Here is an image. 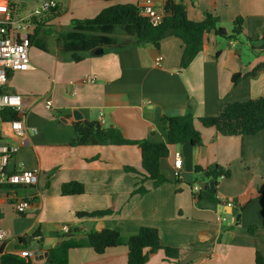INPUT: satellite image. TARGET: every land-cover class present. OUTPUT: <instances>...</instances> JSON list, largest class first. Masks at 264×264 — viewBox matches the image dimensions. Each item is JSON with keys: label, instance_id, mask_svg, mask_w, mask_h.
<instances>
[{"label": "crops", "instance_id": "crops-1", "mask_svg": "<svg viewBox=\"0 0 264 264\" xmlns=\"http://www.w3.org/2000/svg\"><path fill=\"white\" fill-rule=\"evenodd\" d=\"M54 1L56 10L24 16L14 0H0V21L8 6L14 7L13 17L27 21L23 32L31 41L32 68L10 72L4 88L23 97L27 128L26 144L10 168L36 169L39 177L36 186L17 190L31 201L24 214L0 195V229L9 234L0 244V264H127V238L142 227L157 229L163 246L181 251L177 261L158 251L150 264H181L194 251L200 257L188 264H257L258 253L264 262V200L241 207L248 196L264 192V130L253 136H221L198 120L219 115L226 103L264 98V69L232 83L234 74L246 75L264 64V0H181L189 20L201 22L212 13L227 33L236 18H243L240 36L231 40L212 32L187 68L181 67L183 42L175 36L159 46L136 45L132 26L76 23L111 5L136 0ZM163 2L153 0L160 13ZM83 39L99 44L85 51ZM98 49L102 52L95 53ZM75 55L82 60L76 61ZM159 57L163 60L157 64ZM189 112L196 117L202 146H170L160 163L168 182L157 188L141 175L137 147L71 145L79 121L116 128L128 140L166 142L163 118ZM178 157L183 168L175 178ZM197 166H219L231 176L217 181L212 196L198 200L194 187L212 180L196 173ZM68 182L83 184L85 192L62 195L61 187ZM141 185L148 192L135 194ZM106 210L111 213L102 217L76 216ZM63 225L74 232L63 233ZM104 229L119 231L122 239L99 255L88 235ZM25 249L30 256H21ZM35 250L42 252L35 255Z\"/></svg>", "mask_w": 264, "mask_h": 264}, {"label": "trees", "instance_id": "trees-1", "mask_svg": "<svg viewBox=\"0 0 264 264\" xmlns=\"http://www.w3.org/2000/svg\"><path fill=\"white\" fill-rule=\"evenodd\" d=\"M106 2L124 0H102ZM57 6L50 11L56 10ZM76 23L87 26H132L135 32L136 45L159 46L160 42L168 37L175 36L183 42V54L181 67L187 68L194 58L203 51L208 44L209 35L213 32L216 36L228 39H236L243 33V18L238 17L233 22L231 33L220 26V19L212 13H206L205 19L201 22H193L188 19L186 8L176 0H164L163 19L158 24L150 22L149 17L142 14L136 4L118 3L103 9L98 15L91 19L76 21ZM84 50L90 51L99 44L94 39L82 40ZM82 56H74L76 61L82 60ZM264 69V64L257 67L253 72L242 75L241 73L232 76V83L236 85L243 77L255 76L258 71ZM10 75V73H9ZM0 117L3 119H14L16 114L11 111H4ZM6 114V115H4ZM196 117L192 112L182 116L164 117L163 128L167 131L166 142H153L151 140H128L116 128H105L97 121H79L74 124L76 138L72 146H135L141 153L142 169L145 180L152 181L153 187L157 188L168 179L160 168L161 160L169 155L170 146L190 144L193 147L202 146L200 132L195 128ZM204 127H214L221 136H253L264 130V98L249 100L245 102H230L223 105L219 115L213 117L198 118ZM131 172L140 174L133 168ZM196 173H202L206 178L212 180L214 185L224 177L231 176V172L221 167L203 169L195 168ZM85 192V187L79 182L64 183L61 193L64 196L80 195ZM148 192L144 186L135 190V194L144 195ZM214 193L207 184L206 190H200L195 196L201 200L206 195ZM254 199L264 200V192H258L248 196L241 202L244 208ZM111 213V210L95 212H78V218L102 217ZM1 217V215H0ZM254 232V228L250 229ZM121 233L113 229H104L101 232H91L88 235L89 245L94 251L102 255L107 249L116 247L121 242ZM128 248L127 264H150V256L158 251H163L167 259L179 260L181 251L165 247L161 243L159 232L155 228L142 227L136 234L127 238ZM257 264H264L261 255L256 257Z\"/></svg>", "mask_w": 264, "mask_h": 264}, {"label": "built area", "instance_id": "built-area-1", "mask_svg": "<svg viewBox=\"0 0 264 264\" xmlns=\"http://www.w3.org/2000/svg\"><path fill=\"white\" fill-rule=\"evenodd\" d=\"M9 2L10 0H2ZM181 2V0H176ZM136 5L150 22L158 24L163 19V13L155 9L153 0H136ZM57 6L54 0H46L42 3L36 14L46 13ZM16 9L8 6L6 17L0 21V111H11L16 114L14 119H3L0 117V195L3 192L5 198L10 202L17 213L24 214L31 206L29 198L20 197L18 188L33 187L38 183V170H27L22 165L17 169H11L10 163L20 153L27 140V128L25 126L24 100L20 94L6 91L9 73L27 71L31 69L29 50L31 41L29 35L23 31L27 29L28 23L25 19L16 20L13 17ZM163 60L157 59V64ZM46 106L51 107L52 101L47 99ZM1 115V114H0ZM6 115V114H4ZM37 130L34 128L33 133ZM183 168V160L178 157L175 160V178H180ZM200 186L196 185L194 191L199 193ZM74 228L63 225L61 231L65 234L74 232ZM7 231L0 229V244L8 238ZM31 252L25 249L21 256H30Z\"/></svg>", "mask_w": 264, "mask_h": 264}, {"label": "rangeland", "instance_id": "rangeland-1", "mask_svg": "<svg viewBox=\"0 0 264 264\" xmlns=\"http://www.w3.org/2000/svg\"><path fill=\"white\" fill-rule=\"evenodd\" d=\"M63 1V0H62ZM19 6L20 13L24 16L32 14L37 12L42 3L44 2L43 0H14ZM228 27V26H225ZM242 42H245V39L242 37Z\"/></svg>", "mask_w": 264, "mask_h": 264}, {"label": "water", "instance_id": "water-1", "mask_svg": "<svg viewBox=\"0 0 264 264\" xmlns=\"http://www.w3.org/2000/svg\"><path fill=\"white\" fill-rule=\"evenodd\" d=\"M95 51H96L95 53H99V51H100V53L102 52L101 49H98V50H95ZM199 185L202 187V190H206V189H207V184H205V183H203V182H199ZM209 187H210V190H211L212 192L215 191V185H214V182H213V181L209 183ZM237 209H239V208H237ZM236 216L239 217V214L236 213ZM41 252H42L41 250H35V251H34V254L37 255V254H39V253H41ZM199 257H200V256H199L198 252H196V251L191 252L190 254H188V255H187V256L181 261V264H188V263H190V262H193V261L199 259Z\"/></svg>", "mask_w": 264, "mask_h": 264}]
</instances>
